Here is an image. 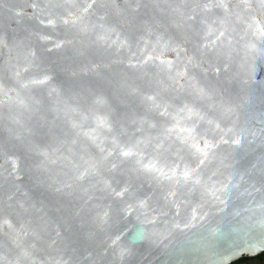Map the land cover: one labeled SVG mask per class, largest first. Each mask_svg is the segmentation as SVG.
<instances>
[{
	"label": "water",
	"instance_id": "1",
	"mask_svg": "<svg viewBox=\"0 0 264 264\" xmlns=\"http://www.w3.org/2000/svg\"><path fill=\"white\" fill-rule=\"evenodd\" d=\"M261 242L264 0H0V264Z\"/></svg>",
	"mask_w": 264,
	"mask_h": 264
},
{
	"label": "flooded vegetation",
	"instance_id": "2",
	"mask_svg": "<svg viewBox=\"0 0 264 264\" xmlns=\"http://www.w3.org/2000/svg\"><path fill=\"white\" fill-rule=\"evenodd\" d=\"M229 264H264V253H261L253 257L245 256Z\"/></svg>",
	"mask_w": 264,
	"mask_h": 264
},
{
	"label": "snow or ice",
	"instance_id": "3",
	"mask_svg": "<svg viewBox=\"0 0 264 264\" xmlns=\"http://www.w3.org/2000/svg\"><path fill=\"white\" fill-rule=\"evenodd\" d=\"M184 175L187 176V175H189V173L188 172H185ZM255 247H257V246L256 245H253L251 248H249L247 250H252ZM259 247H264V242H261V244L259 245ZM236 251H240V249H237Z\"/></svg>",
	"mask_w": 264,
	"mask_h": 264
}]
</instances>
